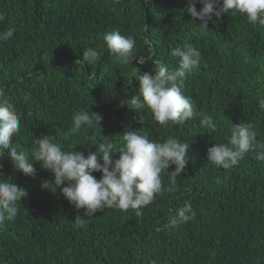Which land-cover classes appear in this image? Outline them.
Listing matches in <instances>:
<instances>
[{
	"label": "trees",
	"instance_id": "obj_1",
	"mask_svg": "<svg viewBox=\"0 0 264 264\" xmlns=\"http://www.w3.org/2000/svg\"><path fill=\"white\" fill-rule=\"evenodd\" d=\"M0 264H264V0H0Z\"/></svg>",
	"mask_w": 264,
	"mask_h": 264
}]
</instances>
